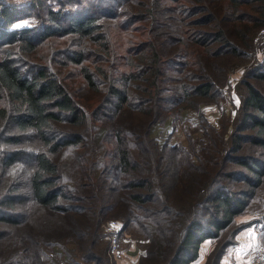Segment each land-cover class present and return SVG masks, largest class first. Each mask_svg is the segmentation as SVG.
<instances>
[{
  "label": "trees",
  "instance_id": "trees-1",
  "mask_svg": "<svg viewBox=\"0 0 264 264\" xmlns=\"http://www.w3.org/2000/svg\"><path fill=\"white\" fill-rule=\"evenodd\" d=\"M19 1L0 0V119L36 136L40 148L28 180L0 191V264H108L103 225L116 208L124 230L139 229L151 241L148 256L162 264H192L203 242L230 231L212 255L218 264L236 218H264V161L241 155L244 144L264 149V93L253 82H264V63L246 72L229 139L209 135L207 121L206 138L189 135L186 147H160L152 133L218 97L228 85L225 64L248 57L264 29V0ZM31 14L36 27H15ZM53 38L68 45L61 56L29 62ZM9 154L12 171L24 152ZM237 177L247 190L224 182ZM39 211L60 223L45 228ZM174 228L180 243L156 247Z\"/></svg>",
  "mask_w": 264,
  "mask_h": 264
},
{
  "label": "rangeland",
  "instance_id": "rangeland-1",
  "mask_svg": "<svg viewBox=\"0 0 264 264\" xmlns=\"http://www.w3.org/2000/svg\"><path fill=\"white\" fill-rule=\"evenodd\" d=\"M24 1L20 0V4L24 5ZM54 7H57V4H54ZM37 15V14H36ZM104 21V20H103ZM40 22L36 19L33 14L29 18H25L19 20V22L15 25L16 28L22 27H36ZM53 41V45L50 46V42ZM68 45L64 42L63 39L53 38L50 40L48 44L40 45L38 51L34 53V56H29V62L34 64H48L50 59L53 56L60 55L61 51H64ZM40 49V50H39ZM64 53V52H63ZM61 56V55H60ZM35 57V58H34ZM28 59V58H25ZM31 59V60H30ZM62 59V58H59ZM231 61L229 64H225L229 69L228 76V85L223 87V91L218 95L217 98L209 100L206 99L201 104V107L198 110L188 109L181 113V115L177 118V120H168L164 124L157 125L153 130V137L157 139V143L160 147H163L167 142H169L172 146H188L189 145V135L193 137V140L197 142L203 138H206L205 126L203 121H207L210 127L213 128V131L208 132L209 135L213 134L216 140L220 139H229V135L236 132L238 126L240 125V117L242 116V107L245 101V97L247 95L246 89L244 87V80L247 79L246 72L252 66H257L264 63V29L260 30L253 39L252 42V51L250 52L248 57H240V58H230ZM221 65V64H220ZM66 71H70L66 69ZM256 86L264 93V82L261 81H253ZM89 97H91L89 95ZM84 99V98H81ZM90 99V98H87ZM3 104L4 107L8 108L6 102ZM11 120V119H10ZM244 134H252L250 130L246 131ZM15 137L21 140L20 143H11L9 139ZM209 139V138H208ZM38 142V138L32 134H21L18 132L17 128H15L14 124L10 125L9 123L6 125V122L0 119V191L10 183L13 179L18 181H26L29 178L31 170L36 167V150L40 148ZM231 146V143H230ZM245 150L241 153V155H248L251 152V155L261 159L264 161V149L254 147L251 144H244ZM36 149V150H35ZM230 147L228 146L227 150L223 151L226 156L230 153ZM19 150L24 152V155L18 159V163L15 166V170H6L5 163L9 158V153L12 151ZM250 151V153H249ZM134 153V152H133ZM230 155V154H229ZM137 156V155H136ZM138 158V157H137ZM69 158L65 159L63 163H68ZM231 171H237L239 173L248 174L242 167L230 163L228 166ZM188 182L192 184V179L188 178ZM226 185L230 186L234 191H244L248 189V186L245 185L242 181V178H235L234 181L227 182L224 180ZM264 190V189H263ZM132 191H128L127 193H131ZM261 192V190L259 191ZM125 192H121L120 195ZM170 194V192H169ZM262 194H260L261 197ZM175 203H179V198L174 199ZM120 207L125 205V202L119 201ZM118 204V205H119ZM256 205V204H255ZM118 208H116L107 218L103 225V232L106 236V240H102V245L106 248V257L108 258V264H122V260L125 254V251L129 248L130 241L136 242V246L141 253L140 257L135 260H131V255L128 256L127 264H161L164 262L161 257H159L156 261L151 259V256H148V251L152 248L151 241L144 237L142 232L139 229L135 228H127L124 230V222L121 219H117L114 215L117 213ZM192 213H195L194 211ZM184 213L185 222L189 221L192 217V214L189 215ZM188 216V217H186ZM209 216V214H208ZM205 216L202 218V222L206 223ZM41 220V225L45 228L49 226H53L56 223H60L54 216H50L43 211H39L37 214V221ZM36 221V222H37ZM62 221V220H61ZM119 221L123 224L122 232L120 234V247L122 250V256L113 262L110 258L108 251L110 248V243L108 240V234L106 233L107 227L110 223ZM179 222L182 219L178 220ZM177 225V223H175ZM60 230H63L62 228ZM74 230V229H73ZM179 229L174 228L173 233H164L163 236H159L156 242V247L158 244L168 243L167 251L172 248L173 243H178V237L181 239V234H177ZM179 235V236H178ZM230 231L225 233L221 241H219V247L221 244L229 237ZM178 236V237H177ZM136 241H135V240ZM263 244L264 242L261 241ZM180 243V242H179ZM70 249L77 248L76 245L70 244ZM61 250L56 248L54 250L55 253H59ZM80 259V255L77 254ZM127 258V256H125ZM208 264H214V260L212 257L209 258ZM79 262L78 260H76ZM81 263V262H79ZM81 264H93V263H81ZM123 264H126L125 262Z\"/></svg>",
  "mask_w": 264,
  "mask_h": 264
},
{
  "label": "crops",
  "instance_id": "crops-1",
  "mask_svg": "<svg viewBox=\"0 0 264 264\" xmlns=\"http://www.w3.org/2000/svg\"><path fill=\"white\" fill-rule=\"evenodd\" d=\"M259 219L256 214H246L236 218V225L239 230L235 232L228 242L223 246L224 255L219 259L218 264H262L255 263L250 257L253 246L264 242V218ZM135 240V239H134ZM136 241V240H135ZM129 248L122 257V264L128 263V256L131 260L138 259L142 252L136 246V242L130 241ZM218 239H208L202 243L199 257L192 264H208L216 248L219 246ZM127 256V258H125Z\"/></svg>",
  "mask_w": 264,
  "mask_h": 264
},
{
  "label": "built area",
  "instance_id": "built-area-1",
  "mask_svg": "<svg viewBox=\"0 0 264 264\" xmlns=\"http://www.w3.org/2000/svg\"><path fill=\"white\" fill-rule=\"evenodd\" d=\"M122 228L123 224L119 221H115L110 223L106 230V233L108 234L107 238L110 243L108 254L113 262H116L118 256L119 258L122 256V250L119 244ZM250 257L255 263L264 264V244L261 241L253 246Z\"/></svg>",
  "mask_w": 264,
  "mask_h": 264
}]
</instances>
